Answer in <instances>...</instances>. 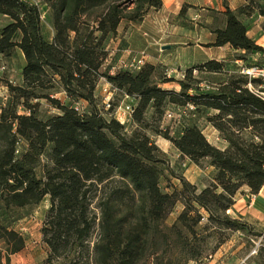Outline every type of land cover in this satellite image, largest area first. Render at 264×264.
Segmentation results:
<instances>
[{"label": "trees", "instance_id": "trees-1", "mask_svg": "<svg viewBox=\"0 0 264 264\" xmlns=\"http://www.w3.org/2000/svg\"><path fill=\"white\" fill-rule=\"evenodd\" d=\"M43 1L52 41L44 34L38 3L0 0V14L10 19L0 31V54L19 49L25 58L20 83L0 76L9 91L0 111V243L7 263L26 246L15 224L47 197L42 234L49 264H200L218 249L206 252L208 237L217 235L220 245L229 230L254 233L251 224L228 213L238 193L257 194L264 186V97L248 87V78L216 59L185 69V78L177 81L180 90L162 87L158 65L150 62L111 74L106 66L110 40L123 24L139 23L162 8V0ZM257 8L264 13L260 0H247L237 10L227 7L224 26L216 19L211 45L244 51L236 57L241 60L264 54L242 19ZM195 69L227 73V79L206 90ZM102 78L135 98L134 130L103 114L96 95ZM169 81L175 79L163 83ZM61 92L64 98L57 96ZM41 100L56 113L40 117ZM169 103L193 105L194 115L206 111L207 122L228 146L211 143L196 120L177 134L161 129L156 124ZM146 129L169 140L191 162L202 166L208 160L215 169L212 182L200 189L170 167L167 175L163 152ZM93 203L100 214L98 239L91 246L97 219ZM179 204L180 212L168 224ZM256 234L262 238L258 250H264V234Z\"/></svg>", "mask_w": 264, "mask_h": 264}, {"label": "rangeland", "instance_id": "rangeland-1", "mask_svg": "<svg viewBox=\"0 0 264 264\" xmlns=\"http://www.w3.org/2000/svg\"><path fill=\"white\" fill-rule=\"evenodd\" d=\"M35 3H38L43 11V31L47 38H49L50 33L52 31L51 18L49 15V8L47 4L43 0H31ZM10 22V19L6 15L0 14V31L1 29ZM182 33L181 29H171L165 32H161L162 39L158 41V44L152 47H159V44H164L169 40L173 39V37L180 38ZM184 33H189V29H185ZM120 38L121 42L118 43L116 50H114L113 54V63H116L119 59H124L126 61H131L134 56L137 54H129V24H123V27L120 30ZM137 39V38H136ZM183 40L187 43H192L194 38L191 36L184 35ZM148 42H154L153 39L149 38ZM145 51L148 54V50L143 48L139 50ZM189 51H194L193 48L185 52V56L189 55ZM165 53V52H164ZM170 56L166 57L162 56V59H165L162 62L158 63L157 77L156 80L161 84L162 87H169V89H176L173 85L174 81H169L163 83L165 78H174L175 81L179 79H184L181 77V74L178 76V73L181 72L180 66L175 63H170ZM244 63L247 64H264V54L262 53H252L248 54L247 57L243 60ZM25 64V58L21 50L16 49L15 52L10 56H4L0 54V76L3 79H9L13 83L21 82V72L22 68ZM226 68L230 72H238L236 71V67H233L229 63H226ZM168 70H172L171 76L167 75L166 72ZM184 71V70H182ZM185 73V72H184ZM178 77H177V76ZM195 75V74H194ZM199 79V85L203 89L210 90L216 88L219 83L223 82L227 79V73H202L199 72L195 75ZM100 85L98 91L96 90V95L101 102V90L104 86V79L100 80ZM249 82V80H248ZM248 84V83H247ZM255 88L262 91L264 89V84L253 83ZM181 86L179 89L180 90ZM264 92V91H263ZM9 95V91L5 82L0 84V111L2 109V105L7 101ZM58 97H62L61 93L57 94ZM123 99V94L120 92L115 95V104H119ZM170 111L174 114V117L166 116V113ZM194 110H191L189 106L183 107L180 105H176L173 103H169L166 107L163 118L157 121L156 125L162 129L169 128L172 134H177L182 129L184 124L190 123L191 121H197V123L202 127H206L207 123V112L201 111L194 115ZM56 109L53 108L46 100H41L40 107L38 109V114L42 118H46L51 114H55ZM151 115V111L149 112ZM153 121V120H151ZM129 131H132L136 128L135 123H131L127 125ZM147 133L151 136V138L156 142V144L160 147L163 152V157L166 160V163L162 165L165 173L170 175L169 167L174 169L177 174H183L191 181H196L200 183V187L203 184H210L212 182V178L215 175V169L211 168L208 164V160H204L202 162V166H199L191 161H189L186 157L182 156L179 151L173 146L172 143L167 142L164 138L158 134H156L151 129H146ZM175 183L177 179H173ZM195 182V183H196ZM162 185L166 188L167 179L163 177ZM199 187V186H198ZM50 206L49 198H45L39 205L33 207L31 213L19 220L15 227L20 230L26 237V246L25 248L15 253L11 256V260L7 263L5 259V251L3 250V244L0 243V251H2V261L1 264H49L46 262V258L48 256V247L43 241L42 234V226L46 216V212ZM93 212L97 215L96 224L91 234L89 243L91 246L94 245L95 241L98 239L99 235V214L100 211L97 208L96 204L92 205ZM181 210V205L176 206L174 211L169 215L167 219L168 224H172L178 213ZM254 233H239L238 231L229 230L226 232L228 236L227 240L218 245V237L217 235H212L208 237L207 244L205 245L206 252H211L216 246L217 248L224 246L226 250H222V254L217 258L218 262L215 264H264V250L263 248L258 250V247L261 244L262 238L257 236V232L259 230L254 228ZM234 250L238 248V250L233 253ZM257 248V252L253 253ZM209 258L203 259L200 264H209ZM53 264H62L59 262H53ZM189 264H197L196 261H191Z\"/></svg>", "mask_w": 264, "mask_h": 264}, {"label": "crops", "instance_id": "crops-1", "mask_svg": "<svg viewBox=\"0 0 264 264\" xmlns=\"http://www.w3.org/2000/svg\"><path fill=\"white\" fill-rule=\"evenodd\" d=\"M162 2V8L152 11L143 21L129 24V54H136L139 50L146 48L148 50L147 62L156 65L165 60L162 59V56L166 57L169 55L168 62L179 65L181 71L209 59L224 61L236 67V71L238 70L239 63L237 61L241 59H237L236 57L244 51L236 50L229 44L213 46L211 43L215 39L213 30L217 26L216 19L218 18L221 21L219 24L224 26L225 17L223 16V12L226 11L227 7L231 10H237L247 4V0H162ZM260 2L264 6V0H260ZM258 9H255L252 15H242V19L248 27V34L259 45L264 47V13H260ZM187 28L189 29V33H184V30ZM171 29H181L180 38L173 37L168 42L159 44V47L151 46H155L162 39L161 32ZM187 34L194 38L192 43H187L183 40L184 35ZM53 36L54 30L52 28L50 36L47 39L52 41ZM149 38L153 39L154 42H148ZM120 42L119 31L118 36L110 40V55L113 56L114 50H116ZM191 48L194 51H189V55L185 56V52ZM173 83H176L173 86L179 89L180 84L177 81ZM98 88L99 86L96 89L97 91ZM61 96L64 98L62 92ZM203 132L214 145L223 149L228 146V142L209 122L206 123ZM164 140L170 142L165 138ZM211 168L213 167L211 166ZM191 182L195 183L196 181ZM195 184L200 189L206 186V184H203L200 187L199 182ZM228 213L233 217H239L247 221L255 229L264 234V186L257 194H252L248 190L245 193H238L236 202L233 208L228 210ZM222 250H226V248L224 246L219 247L209 257V264L218 262L217 258L222 254ZM237 250L238 248L235 250L233 248V253Z\"/></svg>", "mask_w": 264, "mask_h": 264}, {"label": "built area", "instance_id": "built-area-1", "mask_svg": "<svg viewBox=\"0 0 264 264\" xmlns=\"http://www.w3.org/2000/svg\"><path fill=\"white\" fill-rule=\"evenodd\" d=\"M147 62V53L145 51H141L137 53L131 61H126L124 59H119L116 63H113V56L110 55L107 59L106 66L109 67V72L111 74L116 73V71L120 69H129V70H139L145 63ZM239 63L238 71L245 75L249 82L248 87L254 92L262 95L264 97L263 90L260 91L255 88L252 80L258 79L261 81V85L264 84V64H247L242 60L237 61ZM172 70H168L166 72L167 75L171 76ZM198 70H194V74L196 75ZM181 74V77H185L184 71L178 73V76ZM177 76V75H176ZM177 76V77H178ZM104 79V86L101 90V107L103 114L108 117H113L121 124L127 127L128 124H131L132 121V113L135 106V98L123 93V99L119 104H115V95L119 92V90L106 78ZM100 84H98L99 86ZM191 110H194L193 105H189ZM168 117H174V114L170 111L166 113ZM257 252V248L253 253Z\"/></svg>", "mask_w": 264, "mask_h": 264}]
</instances>
